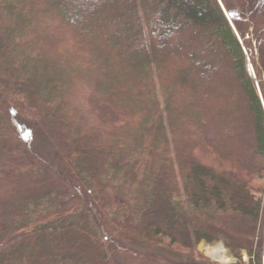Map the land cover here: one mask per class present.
<instances>
[{
  "label": "trees",
  "instance_id": "obj_1",
  "mask_svg": "<svg viewBox=\"0 0 264 264\" xmlns=\"http://www.w3.org/2000/svg\"><path fill=\"white\" fill-rule=\"evenodd\" d=\"M0 123V178L50 172L84 212L25 214L0 264H209L216 220L264 213V0H0Z\"/></svg>",
  "mask_w": 264,
  "mask_h": 264
},
{
  "label": "rangeland",
  "instance_id": "obj_2",
  "mask_svg": "<svg viewBox=\"0 0 264 264\" xmlns=\"http://www.w3.org/2000/svg\"><path fill=\"white\" fill-rule=\"evenodd\" d=\"M121 49L122 47L118 43L113 44L111 47L113 54H118L117 52ZM171 61L172 64H176V60L171 59ZM191 62L192 60H189L185 64L187 70L191 72V76H194L197 70L193 68ZM74 80L77 88L72 89L69 96L73 99L74 105L75 103L81 104L79 106L81 108L83 106L82 97L89 92L85 87V85H90L88 73L84 72L80 76H75ZM188 88L193 96H196V93H205L209 90L205 89L206 87L198 81H195V88H190V85ZM29 144L31 149L42 159L48 162L54 160L52 147L42 138L31 136ZM260 182L256 184L259 183L260 188H263L264 182ZM260 192L262 193H256L255 195L264 198V189H261ZM50 207H56V209L52 208L51 210ZM34 210L37 214H34ZM26 211L28 212L26 213ZM83 213L78 201L50 172L36 169L22 173L14 181L5 177L0 178V223L3 227L1 240L12 236L17 228L27 221L25 214L28 220L31 219L34 223L39 224L59 220L64 222L77 221ZM56 218L58 219L55 220ZM215 223L218 227L220 226L218 229L225 235L222 240L211 245L201 242L195 248L196 253L206 258L209 264H264V213L256 226H250L239 219L235 221L219 219ZM230 242L234 249H244L237 252L240 255L238 260L226 246ZM247 249H251L250 257L247 256ZM116 257L121 264H166L161 261L137 258L125 251L117 253Z\"/></svg>",
  "mask_w": 264,
  "mask_h": 264
}]
</instances>
